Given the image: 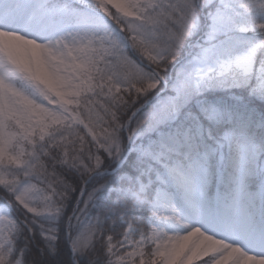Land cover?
I'll return each instance as SVG.
<instances>
[{
	"label": "snow or ice",
	"instance_id": "1",
	"mask_svg": "<svg viewBox=\"0 0 264 264\" xmlns=\"http://www.w3.org/2000/svg\"><path fill=\"white\" fill-rule=\"evenodd\" d=\"M0 264H264V0H0Z\"/></svg>",
	"mask_w": 264,
	"mask_h": 264
},
{
	"label": "trees",
	"instance_id": "2",
	"mask_svg": "<svg viewBox=\"0 0 264 264\" xmlns=\"http://www.w3.org/2000/svg\"><path fill=\"white\" fill-rule=\"evenodd\" d=\"M74 201H75V196H73V201L69 203V206H68V212H69V213H70V212L72 211V209H73V203H74ZM62 233H63V228H62ZM65 253H66V257H67V256H70V251H69L67 248H65Z\"/></svg>",
	"mask_w": 264,
	"mask_h": 264
}]
</instances>
